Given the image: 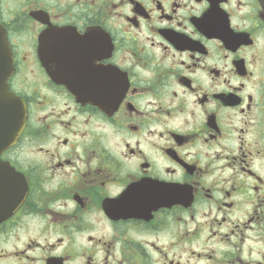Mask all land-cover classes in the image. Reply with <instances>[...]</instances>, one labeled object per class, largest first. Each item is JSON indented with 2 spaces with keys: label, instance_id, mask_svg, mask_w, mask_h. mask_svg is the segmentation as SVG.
Wrapping results in <instances>:
<instances>
[{
  "label": "flooded vegetation",
  "instance_id": "1",
  "mask_svg": "<svg viewBox=\"0 0 264 264\" xmlns=\"http://www.w3.org/2000/svg\"><path fill=\"white\" fill-rule=\"evenodd\" d=\"M0 22L27 107L0 264H264V0H0Z\"/></svg>",
  "mask_w": 264,
  "mask_h": 264
},
{
  "label": "water",
  "instance_id": "2",
  "mask_svg": "<svg viewBox=\"0 0 264 264\" xmlns=\"http://www.w3.org/2000/svg\"><path fill=\"white\" fill-rule=\"evenodd\" d=\"M12 70L10 48L0 23V216L8 210L9 199L18 189L14 170L1 160V155L18 140L27 116L24 101L9 90L7 78Z\"/></svg>",
  "mask_w": 264,
  "mask_h": 264
}]
</instances>
